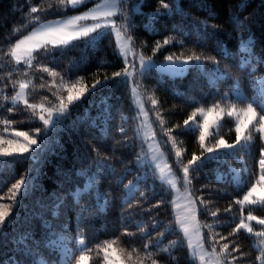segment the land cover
Masks as SVG:
<instances>
[{"label":"trees","instance_id":"trees-1","mask_svg":"<svg viewBox=\"0 0 264 264\" xmlns=\"http://www.w3.org/2000/svg\"><path fill=\"white\" fill-rule=\"evenodd\" d=\"M164 3L171 10L164 9ZM32 7L38 11L31 12ZM74 11L59 0H0V130L40 128L43 136V122L30 118L34 108L28 105L60 102L63 87L81 85L90 90L97 80L108 78L94 92L66 102V115L35 160L29 153L0 157V204L11 211L0 227V264H74L85 249L90 263L100 264L108 244L131 264H153V260L198 264L177 226L170 191L150 165L138 163L145 144L136 130L132 83L142 94L169 163L196 200L204 245L219 253L222 264H259L257 257L264 253L257 244L264 243V235L257 233H264V224L253 222L251 233L239 228L245 216L264 219V200L240 205L259 174L263 142L258 131L241 150L205 159L199 130H185L184 121L200 107L227 101L236 108L259 104L256 79L264 68L259 62L264 60V0H125L123 30L134 49L156 60L200 55L202 66L192 60L180 77L160 75L154 69L126 77L125 61L109 32L74 40L66 47L42 48L30 65L14 63L10 48L18 37L41 21ZM166 39L169 43L164 44ZM157 42L161 47L154 52ZM242 42L250 45L247 51ZM246 55L249 60L241 67ZM217 67L229 78L218 79ZM118 71L121 76L114 77ZM20 81L27 83L30 104L9 100ZM215 132L207 143L237 139L230 120ZM193 155L203 163L189 165ZM184 167L190 169L187 180ZM234 168L241 172L238 181L232 175ZM20 180L27 182V190L22 197L18 194L20 203L12 207L13 185ZM61 241L70 244V254L62 256L57 244ZM146 243L151 244L147 252ZM224 244L231 255L223 251Z\"/></svg>","mask_w":264,"mask_h":264},{"label":"rangeland","instance_id":"rangeland-1","mask_svg":"<svg viewBox=\"0 0 264 264\" xmlns=\"http://www.w3.org/2000/svg\"><path fill=\"white\" fill-rule=\"evenodd\" d=\"M125 0H120L119 3H117L116 8L113 10L114 15L110 18L111 20L116 21V26L115 28L112 27L111 24L108 25L107 28L101 27L99 29H96L95 32H89L87 36H84L83 34L77 35L76 39H88V38H99L102 36L104 33L109 32L111 33L114 42L117 45L118 51L120 56L123 58V60H127V70L130 75H128L129 78L133 76L135 73L139 72L140 68V58L142 57L146 62L151 60L152 62L158 64V65H168L169 61L165 60H156L153 57H146L144 56L141 51L134 49L132 45L131 39L125 34L123 30V21H122V13H123V2ZM111 3L112 0H109ZM105 4V0H85V3L77 5L75 7L69 5L67 7L74 8L75 11L69 15L62 16L59 18H53V19H48L39 22L37 25H35L29 32L26 34L18 37L11 45L10 48V57L16 64H23V65H30L33 61L34 54L38 50L42 48H58V47H66L70 43H72L74 40H70L67 45H53V44H44L42 37H36L33 40H26L25 44L21 46L20 49L17 50V56L19 57V62H17V57L12 55V50L14 46L22 39H25L27 36L31 35L34 31L35 32H42L43 28L47 25H57V24H63L69 19H73L76 16L88 13L93 11L94 9H97L98 6H100L101 11H109V8L103 7ZM104 18L101 17L99 20H92L91 18L87 20H80L77 22V26L80 28H90L93 24L95 23H101L103 25ZM116 29H120L119 34H117ZM28 47H33V51L31 53V57L24 51ZM243 49V48H242ZM244 50V49H243ZM249 55L244 56L242 59L243 61H248L249 60ZM187 59V58H184ZM184 59H179L177 61V66L180 65V61ZM175 60V59H174ZM133 64L135 67H133ZM189 66L184 67V71L182 72H163L161 71L158 67H149L147 70L154 69L157 71L160 75H167L169 77H180L183 76L187 70L189 69ZM264 65V63H263ZM199 66H202V63H199ZM216 77H212L211 79H214ZM257 82V89L259 90V93L261 91V87L264 86V68L263 72L259 74V76L256 79ZM23 83L26 85V87L21 90L20 89V84ZM73 86L70 87H63L61 89L60 94L58 95L57 99H60V102L53 103V104H46V103H40L36 104L35 108L31 112V119L36 120V121H42L40 120L41 116H44L45 118H48L49 112H51L53 115H56L60 110L61 107L67 108L68 102L67 97L69 95L68 89L72 88ZM84 89L85 93L88 92V88L81 86V85H75V88L73 90V95L76 96L79 94V90ZM236 96L240 97V92L234 91ZM243 96V95H242ZM241 96V97H242ZM9 100L12 103H22V104H28V91H27V83L25 81H20L17 90L14 92V94L9 98ZM61 101L63 103H61ZM75 101V100H74ZM131 102L135 106L137 112H136V119H137V124H136V130L138 136L142 139L143 143L145 144V152L139 157L138 163L140 165H150L156 175L157 178L166 185L168 190L171 193V201H172V209H173V214L177 222V226L179 230L181 231L183 237L186 240L187 246L189 253L192 258H194L198 264H222L223 260L221 259L219 253L211 248H208L204 245L203 241V235H202V227L200 225L199 219H198V207L197 204L195 203L194 205L190 203V198H194L190 187L187 185L186 182L182 181L178 178L177 174L175 173L173 167L169 163V160L167 158V155L165 151L163 150V147L158 139L154 124L151 120L150 114L147 110V107L145 105L144 99L142 97V94L138 87L134 85V83L131 84ZM30 104V103H29ZM210 107H203L206 111L211 108ZM201 108V107H200ZM247 108V105H245L242 108H236L234 105L230 104L229 101L226 102V105L220 104L215 108L216 112H221L222 113V118L216 119L213 117L210 119V124L211 127L209 128V132L206 135L205 142H204V147L207 148H212L213 149V154H209L206 152V157H214L216 156L215 154L217 152L222 153L223 151L226 152H231L232 150H241L242 147H246V144L251 142L252 135L254 132H257L256 128L259 127V117L256 118V127L250 126L247 131H242L241 133V140L239 143H237V139L233 143H228L229 145H234L232 149H218L217 148V140L220 139H215V141H209L207 143L208 139L213 135V133L217 130V125H219V130H220V125L221 123L225 122L226 120H230L234 124V129H235V124L237 122V118L239 119H244V110ZM199 109V108H198ZM197 110V109H196ZM195 110V111H196ZM234 114L232 116L228 115L229 111H233ZM43 122V121H42ZM203 123V118L197 113L196 117L193 118V120L190 121L191 129H198L199 124ZM185 127V126H184ZM16 132H27L30 136H35L36 133L33 131H24V130H17V129H12V128H4V130H0V137H2L5 140H13L18 143H26V141L23 139V137H17L15 135ZM216 132L214 133V135ZM237 134V133H236ZM258 134L261 136V134L258 132ZM0 147L8 148L9 145L3 144L0 145ZM263 147H264V142H263ZM14 154H18L15 152V149H13ZM259 169V174L258 177L256 178V181L252 186H256L257 192L253 193L252 196L249 197L248 201H244L243 197L247 195V193L250 191L251 187L248 189V191L244 194L240 201V205L242 207L250 204H260L264 200V180L260 179L261 175V170ZM184 174V172H183ZM232 175L233 178L238 181L241 178V172L240 169L234 168L232 170ZM132 184L128 186L127 193L130 194L132 192ZM252 216V215H251ZM248 216H245L243 220L239 223V228L244 230L247 233L253 232L252 230V225L253 222H258L259 219H252L249 220ZM254 217V216H253ZM241 224L243 226H241ZM187 229V231H185ZM251 229V231H249ZM59 246L60 251L62 252V256L64 254H70L72 247L70 244H66L65 242H59L57 243ZM257 246L260 247V250L262 253H264V243L262 241L258 242ZM115 249L113 247L108 249L109 255L106 257L104 256V261L100 264H107V261L109 259H115L116 257L121 258L120 254L117 252L115 249V256L112 255V250ZM86 255L87 260L84 262V264H92L90 263V257L87 255V253L84 252V250H81V254L78 255V262L74 264H80L79 257L80 255ZM105 254V253H104ZM125 261V260H124ZM39 264H42V261H40ZM99 264V263H98ZM125 264H131L125 262Z\"/></svg>","mask_w":264,"mask_h":264},{"label":"snow or ice","instance_id":"snow-or-ice-1","mask_svg":"<svg viewBox=\"0 0 264 264\" xmlns=\"http://www.w3.org/2000/svg\"><path fill=\"white\" fill-rule=\"evenodd\" d=\"M60 4L64 5L65 7L71 5L73 7L83 4L85 3V0H59ZM120 0H112V2L110 3L109 0H105V4L103 7L105 8H109V11H101L100 10V6H98L97 9H94L91 12L79 15L74 17L73 19H69L66 22H64L63 24H57L55 26L53 25H47L43 28L42 32H33L31 35L27 36L25 39L20 40L13 48L12 50V55L17 57V62H19V57L17 56V50L21 48L22 45L25 44L26 40H33L36 37H42L43 39V43L44 44H53V45H67L69 43L70 40H74L76 39L77 35L79 34H83L84 36H87L89 32H95L96 29L101 28L102 26L107 28L109 24L112 25L113 28H115L116 26V21L111 20L110 18L114 15V9L117 6V3H119ZM163 8L166 10H171L170 9V5L168 3H164L163 4ZM38 9L37 7H32L31 8V12L35 13L37 12ZM163 14H167V12L163 13ZM157 15H161V13H157ZM101 17L104 18L103 21V25L101 23H95L93 24L90 28H80L77 26V22L80 20H87L89 18H91L92 20H99ZM35 21H39V17H35L34 18ZM127 27V25H126ZM117 34H119L120 29H116ZM252 38L249 37V41ZM169 43V41L166 39L164 41V44ZM249 44L242 42L241 47L247 51L249 48ZM161 45L160 42H157L156 47L154 48V52L155 51H159ZM29 57H31V53L33 51V47H28L24 50ZM45 51H47V49L45 48ZM165 59L167 61H169L168 65H158L154 62H152L151 60L149 61H145L142 57L140 58V68H139V73L141 76H143L146 72V70L149 67H158L161 71L163 72H182L184 71V67L185 66H189L191 64L192 60L196 61L197 66L199 65L200 61H201V57L200 55H195L193 54V56L188 57L187 59H184L182 61H180V65L181 66H177V61H179V57H177L175 60L173 59V55H169L167 57H165ZM260 63H264V60H260ZM247 61H243L241 64V67L244 66V64H246ZM125 64L126 67L124 69V73L125 76L127 77L128 75H130L128 73L127 70V64L128 61L125 60ZM133 67H135V65L133 64ZM44 71H49V69L47 67L44 68ZM216 73H217V78L218 79H228V74L224 71H221L218 67L216 68ZM53 75H55V73H52ZM114 77H120L121 76V72H115L113 74ZM108 82V78L105 77V80L103 82L97 80L95 84L92 85V89L88 90L89 92H94L96 90V88L98 86H100L102 83L103 84H107ZM26 87L25 84L21 83L20 84V89L23 90ZM75 88V85H73L72 88L68 89L69 91V95L67 97L68 103L72 104V102L74 100H78L80 99L84 94H85V90L84 89H80L79 90V94L74 96L73 90ZM225 100H228L229 97L227 95L224 96ZM237 99L239 100L240 103H244V99L242 97H237ZM259 104H257L255 107L253 106V103H248L247 104V108L244 110V119H239L237 118V122L235 124V132L237 133V143L240 142L241 140V133L242 131H247L249 129L250 126L252 127H256V118L259 117V127L256 128V130L261 134L260 139L262 142H264V86L261 87V91L259 94ZM61 103H63L61 101ZM28 107L30 108H35V105H28ZM217 106H213L211 108H209L207 111L201 107L199 109H197L196 111H194L192 113V116L189 117V119L184 121V125H185V130H190L191 129V125H190V121L193 120L194 117H196L197 113H199V115L203 118V123L199 124V141H200V145L201 147L204 146V142H205V138L206 135L209 132V128L211 127L210 124V119H212L213 117H215L216 119H220L222 118V113L221 112H216L215 108ZM259 109V111L257 110ZM9 111H11V109H9ZM66 109L61 107V110L56 114L53 115L51 112H49V116L48 118H45L44 116L40 117V120L43 121V132L44 135L41 136V129L37 128L35 129V136H30L27 132H16L15 135L17 137H23V139L26 141V143H18L16 141L13 140H5L2 137H0V145L3 144H7L9 145L8 148H4V147H0V157H9L12 156L13 153V149H15V152L23 155L26 153H29L30 156L29 158L35 160L37 158V155L44 150V148L46 147L47 141L49 139V136L52 134V132L60 126L61 123V118L64 117L66 115ZM234 114V110L233 111H229L228 115L232 116ZM4 123H9L7 120L4 121ZM119 131L123 132L124 129L121 128L119 129ZM217 131H219V125H217ZM217 144V148L218 149H232L234 147V145H229L225 142V140L223 138H220L217 140L216 142ZM206 152H208L209 154H213V149L212 148H207L205 149ZM177 155L179 156V153H177ZM217 157L220 155L219 152H217L215 154ZM205 159H207V157H205ZM200 160L201 163H203V160H201L200 157H197L196 155L192 156V159L190 161H188L189 165H195L196 162ZM258 165L259 168L261 170V175H260V179L264 180V147L260 148V159L258 160ZM101 167H107L105 165H101ZM189 171L190 169L188 167H184L183 168V172H184V177L187 180L189 178ZM23 186V188H22ZM13 189H15V191H13L12 193V197L11 199L13 200V205L12 207H16L19 205L20 203V199L18 198V194L19 197H22L24 195V193L27 190V182L25 180H20L18 183L13 185ZM257 192V188L256 186H252L250 191L247 193V195H245L243 197L244 201H248L249 197L253 195V193ZM158 203H163V201H160ZM190 203H192L193 205L196 203V200L193 198H190ZM60 205L59 203L56 205V207L58 208ZM158 206V205H157ZM55 215V213H53ZM11 215V211H10V207L8 205H3L0 204V227L5 225V221L6 218H8ZM213 216L216 215V213H212ZM249 220L252 219H256L255 217L249 215L248 217ZM260 224H264V219H261L258 221ZM241 226H243L241 224ZM185 231H187V229H185ZM249 231H251V229H249ZM257 235H264V233H257ZM81 244L84 243L83 239H80L79 241ZM49 244L52 243L51 240L48 241ZM111 244H108L107 248L105 249V256L107 257L109 255L108 253V248H111ZM151 247L150 243H146L144 245V249L147 252V250ZM229 249V245L228 244H224L223 245V251L227 254V255H231V253L228 251ZM238 248H233L232 251H238ZM84 251H87V249H85ZM132 251H137L135 248ZM149 255H151V253H148ZM112 255L115 256V249L112 250ZM128 259L131 260V253H129ZM233 259H236V257H233ZM87 260V256L86 255H80L79 257V261L80 264H84V262ZM257 260L259 261V264H264V254H262L261 256L257 257ZM35 264V262H34ZM107 264H125L124 260L120 259L119 257H116L115 259H109L107 261ZM153 264H156V261L153 260Z\"/></svg>","mask_w":264,"mask_h":264}]
</instances>
